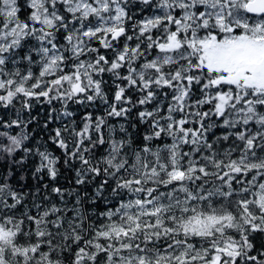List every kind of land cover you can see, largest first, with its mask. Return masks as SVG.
Masks as SVG:
<instances>
[{"label":"snow or ice","instance_id":"6c2138e0","mask_svg":"<svg viewBox=\"0 0 264 264\" xmlns=\"http://www.w3.org/2000/svg\"><path fill=\"white\" fill-rule=\"evenodd\" d=\"M0 264H264V0H0Z\"/></svg>","mask_w":264,"mask_h":264}]
</instances>
